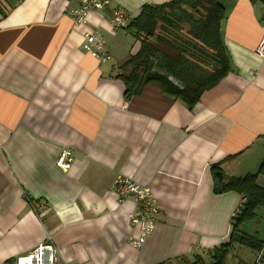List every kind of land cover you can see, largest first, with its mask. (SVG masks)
<instances>
[{
  "label": "crops",
  "instance_id": "crops-1",
  "mask_svg": "<svg viewBox=\"0 0 264 264\" xmlns=\"http://www.w3.org/2000/svg\"><path fill=\"white\" fill-rule=\"evenodd\" d=\"M171 1L112 0L76 25L78 0H0V264L49 235L56 264H212L213 249L229 243L243 199L214 193L211 166L243 177L264 163V3L219 0L230 72L189 109L156 84L127 97L116 77L141 39L113 28L114 7L132 21L142 6ZM89 32L109 61L84 50ZM67 147L74 161L63 171ZM120 176L149 186L159 207L141 248L129 243L137 204L113 191Z\"/></svg>",
  "mask_w": 264,
  "mask_h": 264
},
{
  "label": "trees",
  "instance_id": "trees-1",
  "mask_svg": "<svg viewBox=\"0 0 264 264\" xmlns=\"http://www.w3.org/2000/svg\"><path fill=\"white\" fill-rule=\"evenodd\" d=\"M225 13L219 0H172L164 5L142 6L139 16L126 27L141 39V49L116 76L126 86L125 96L131 97L147 85L156 84L163 93L181 99L192 109L205 91L230 72L220 35ZM196 62L198 67L193 66ZM211 174L215 194L236 192L243 199L232 220L230 241L213 249L212 264H227L234 244L261 253L264 242L243 232L241 226L256 220L258 210L264 208V188L258 184V177L264 176V163L257 173L243 177L228 176L223 163H217L211 166Z\"/></svg>",
  "mask_w": 264,
  "mask_h": 264
},
{
  "label": "built area",
  "instance_id": "built-area-1",
  "mask_svg": "<svg viewBox=\"0 0 264 264\" xmlns=\"http://www.w3.org/2000/svg\"><path fill=\"white\" fill-rule=\"evenodd\" d=\"M78 2L79 7L72 12V19L76 25L85 24L91 12L100 11L112 5V0H78ZM110 20L113 28L118 30L129 25L131 16L125 9L116 6ZM83 48L100 63L111 59L102 37L97 33L85 34ZM256 53L264 60V34ZM73 161V151L67 147L61 151L56 164L61 170L68 171ZM113 191L117 194L119 202L134 200L137 204L135 211L130 214V222L134 228L138 229V233L130 237L129 243L135 248H141L157 225L159 207L152 189L149 186H140L129 178L120 176L113 183ZM47 239V243L39 244L30 255L18 258L16 264H56L59 250L53 244L50 235Z\"/></svg>",
  "mask_w": 264,
  "mask_h": 264
},
{
  "label": "rangeland",
  "instance_id": "rangeland-1",
  "mask_svg": "<svg viewBox=\"0 0 264 264\" xmlns=\"http://www.w3.org/2000/svg\"><path fill=\"white\" fill-rule=\"evenodd\" d=\"M197 62L193 64L194 67H198ZM193 69L195 68L191 67V70ZM258 217L259 218L254 221L244 223L241 226V230L250 235H256L258 239L264 240V208L258 210ZM239 262H244L246 264H264V257L259 256L258 252L250 248L237 244L228 256L227 264H239ZM206 264H210L209 259L206 260Z\"/></svg>",
  "mask_w": 264,
  "mask_h": 264
},
{
  "label": "water",
  "instance_id": "water-1",
  "mask_svg": "<svg viewBox=\"0 0 264 264\" xmlns=\"http://www.w3.org/2000/svg\"><path fill=\"white\" fill-rule=\"evenodd\" d=\"M162 73V72H161ZM169 79L171 80V81H173L174 82V80H175V78H173V77H169ZM175 83V82H174ZM175 84H177V83H175Z\"/></svg>",
  "mask_w": 264,
  "mask_h": 264
}]
</instances>
